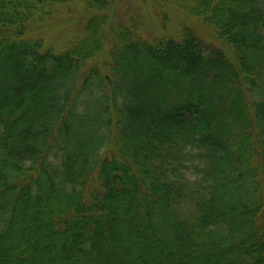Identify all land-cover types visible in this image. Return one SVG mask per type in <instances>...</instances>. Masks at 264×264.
I'll return each mask as SVG.
<instances>
[{"label":"trees","instance_id":"trees-1","mask_svg":"<svg viewBox=\"0 0 264 264\" xmlns=\"http://www.w3.org/2000/svg\"><path fill=\"white\" fill-rule=\"evenodd\" d=\"M159 1L0 0V264H264V0Z\"/></svg>","mask_w":264,"mask_h":264},{"label":"rangeland","instance_id":"rangeland-1","mask_svg":"<svg viewBox=\"0 0 264 264\" xmlns=\"http://www.w3.org/2000/svg\"><path fill=\"white\" fill-rule=\"evenodd\" d=\"M76 9L75 4L70 5L71 12ZM112 17L118 20L128 21L131 17L137 20L143 32L147 35H155L159 32L171 33L176 38L180 36V29L186 24L189 25L196 33L204 38H212L211 30L205 27L201 19L187 18L177 8L170 4H164L159 0H114L110 8ZM60 16H54L48 20L49 27L42 28L37 35L44 37V39L54 40L65 29L64 23H54ZM210 38V39H211Z\"/></svg>","mask_w":264,"mask_h":264}]
</instances>
